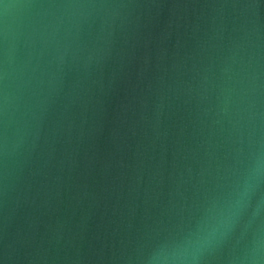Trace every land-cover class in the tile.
<instances>
[{"label": "water", "instance_id": "water-1", "mask_svg": "<svg viewBox=\"0 0 264 264\" xmlns=\"http://www.w3.org/2000/svg\"><path fill=\"white\" fill-rule=\"evenodd\" d=\"M0 264H264V0H0Z\"/></svg>", "mask_w": 264, "mask_h": 264}]
</instances>
